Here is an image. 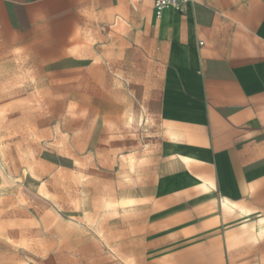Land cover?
<instances>
[{
    "label": "crops",
    "instance_id": "crops-1",
    "mask_svg": "<svg viewBox=\"0 0 264 264\" xmlns=\"http://www.w3.org/2000/svg\"><path fill=\"white\" fill-rule=\"evenodd\" d=\"M0 20L19 49L90 37L113 64L142 61L156 134L126 185L99 169L111 198L132 194L111 214L132 218L118 232L140 264H264V0H189L160 18L152 0H0Z\"/></svg>",
    "mask_w": 264,
    "mask_h": 264
},
{
    "label": "rangeland",
    "instance_id": "rangeland-1",
    "mask_svg": "<svg viewBox=\"0 0 264 264\" xmlns=\"http://www.w3.org/2000/svg\"><path fill=\"white\" fill-rule=\"evenodd\" d=\"M79 40L19 49L0 20V264L141 263L139 242L118 232L132 218L111 214L131 193L111 198L99 169L120 170L126 185L142 168L154 85L137 56L113 64L110 50Z\"/></svg>",
    "mask_w": 264,
    "mask_h": 264
},
{
    "label": "built area",
    "instance_id": "built-area-1",
    "mask_svg": "<svg viewBox=\"0 0 264 264\" xmlns=\"http://www.w3.org/2000/svg\"><path fill=\"white\" fill-rule=\"evenodd\" d=\"M188 1L189 0H152L154 16L160 18L163 12L169 8L182 9V6L187 4Z\"/></svg>",
    "mask_w": 264,
    "mask_h": 264
}]
</instances>
